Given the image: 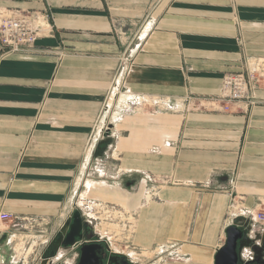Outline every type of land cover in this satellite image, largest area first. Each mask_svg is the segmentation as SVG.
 I'll return each instance as SVG.
<instances>
[{"label": "crops", "instance_id": "0c3cea01", "mask_svg": "<svg viewBox=\"0 0 264 264\" xmlns=\"http://www.w3.org/2000/svg\"><path fill=\"white\" fill-rule=\"evenodd\" d=\"M23 11L46 22L31 47L0 49V212L35 219L40 242L77 202L124 205L137 252L214 264L233 214L264 213V81L252 104H194L226 72L264 71V0H0ZM11 224L0 259L24 232Z\"/></svg>", "mask_w": 264, "mask_h": 264}, {"label": "built area", "instance_id": "2783aa9c", "mask_svg": "<svg viewBox=\"0 0 264 264\" xmlns=\"http://www.w3.org/2000/svg\"><path fill=\"white\" fill-rule=\"evenodd\" d=\"M45 16L50 17L49 14H45ZM45 22L46 19L43 15L33 11H23L8 16L0 14V49L6 52H19L31 47L39 37ZM122 61L124 62L125 60ZM124 68L125 65L123 63L119 70V76L124 72ZM262 81H264V71L256 66H249L246 64L244 70L226 72L222 76V85L218 96L196 98L198 100L196 104H194V107L225 110L228 108V104L233 101H246L252 104L254 103L253 90ZM215 102L218 103L219 106H215ZM152 104L157 108H159L158 106H162L166 110H173L175 107V105L168 100L156 99L152 100ZM235 216H244L246 219L254 217L253 219L258 224L264 223L263 212H258L254 215L250 210L244 209L235 212L232 217ZM0 220H10L13 228L21 227L20 229L25 231L28 230V225L33 227L36 221L33 218L18 217L6 212H0ZM262 228H264V225H262ZM40 242L43 243L42 240H40ZM42 245H44V243ZM12 258H14V256Z\"/></svg>", "mask_w": 264, "mask_h": 264}, {"label": "flooded vegetation", "instance_id": "af4514ba", "mask_svg": "<svg viewBox=\"0 0 264 264\" xmlns=\"http://www.w3.org/2000/svg\"><path fill=\"white\" fill-rule=\"evenodd\" d=\"M73 209L62 224L49 236L43 239L44 245L39 257V263L43 262L45 251L55 253L52 257H47L46 264H79L82 255L85 258L84 264H134L126 255L116 252L110 246L107 236L99 233L96 227V219L86 214V211L80 207L79 229L67 236L73 223ZM9 236L4 241L0 236V243H6ZM72 244H67L68 241ZM249 248L250 254L241 253L242 263L239 264H264V239L257 244H252ZM243 248V250L245 249ZM63 253L60 260H54L59 251ZM248 250V249H247ZM54 257V258H53ZM45 258V257H44Z\"/></svg>", "mask_w": 264, "mask_h": 264}, {"label": "rangeland", "instance_id": "374dc122", "mask_svg": "<svg viewBox=\"0 0 264 264\" xmlns=\"http://www.w3.org/2000/svg\"><path fill=\"white\" fill-rule=\"evenodd\" d=\"M116 99H119V100L122 99L121 94L119 93L116 94V97L114 98V100ZM111 106L113 105H109V108ZM103 125H104L103 127V130H104L105 128L108 127L107 125L109 124L105 122V124ZM101 173H102V170H101ZM149 191L147 190V192H145L147 195V201L150 200L149 197H151V195L153 196L152 192L148 193ZM78 201H82V200H78ZM84 203L85 205L81 204L83 205L81 206V208H83L86 211L87 215L96 219L97 230L102 235L105 234L107 236L108 240L111 242L110 246L112 247V249H114L116 252H119V253H122L128 256L127 258H129L133 263L135 264H170L169 262H167V260H170V258L171 259L175 258L174 254H170L171 256H168L165 259V258H162V254L157 256L155 252H150V253L143 252L142 253V252H137L136 249L134 250V246H132L131 244L130 234L132 232L133 224L135 222L134 220L135 212L130 211V209H128L126 206L112 205V204H92V203L86 202L85 200H84ZM77 208L80 209V207L78 206ZM20 232L21 233H19V235L22 234V237L18 236L17 239H15L16 244L12 245L14 249L11 248L8 258L0 259L1 263L3 260L4 264H31L32 262L31 258L34 255L33 246L41 242L29 236V235H32L34 232L32 234L27 233L25 230L24 232L22 230ZM38 234H41V233L38 232ZM31 240L35 242V244L32 247H31ZM37 246H39L38 251H37V254L39 255L36 258V262H37V259L40 257L42 250H43V245H37ZM60 253H62L61 249L59 251V254H57V256L54 258V260L61 259ZM11 256L12 257L14 256V258H12Z\"/></svg>", "mask_w": 264, "mask_h": 264}, {"label": "water", "instance_id": "95a60500", "mask_svg": "<svg viewBox=\"0 0 264 264\" xmlns=\"http://www.w3.org/2000/svg\"><path fill=\"white\" fill-rule=\"evenodd\" d=\"M80 210L77 208L73 212V223L71 224V230L67 234V236H71L72 232L79 229V221H80ZM70 218V217H69ZM67 218V219H69ZM247 219L244 216H236L232 220V224L228 226L226 229V242L225 244L216 252L214 258V264H239L243 261L241 260V253L243 252V248L252 247L253 240L248 236ZM7 233L2 235V240L6 238ZM1 240V243L3 242ZM73 242L70 240L67 244H72ZM55 253L45 251L43 254V262L42 264L47 263V257L54 256ZM47 256V257H46ZM82 255L80 263L84 264L85 258ZM45 257V258H44Z\"/></svg>", "mask_w": 264, "mask_h": 264}, {"label": "bare ground", "instance_id": "6f19581e", "mask_svg": "<svg viewBox=\"0 0 264 264\" xmlns=\"http://www.w3.org/2000/svg\"><path fill=\"white\" fill-rule=\"evenodd\" d=\"M118 76H119V74H118ZM78 203V207H81V206H83V205H85V203L83 204V205H81L79 202H77ZM73 209H77V207L76 206H74V208ZM79 209V208H78ZM45 241L43 240V243H44ZM57 256V255H56ZM128 257V256H127ZM54 258V257H53ZM135 264V263H134Z\"/></svg>", "mask_w": 264, "mask_h": 264}]
</instances>
